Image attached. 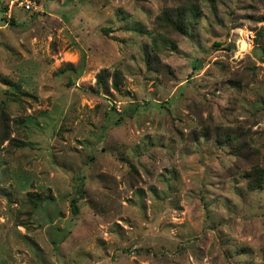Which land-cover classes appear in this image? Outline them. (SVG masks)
<instances>
[{
    "label": "rangeland",
    "instance_id": "374dc122",
    "mask_svg": "<svg viewBox=\"0 0 264 264\" xmlns=\"http://www.w3.org/2000/svg\"><path fill=\"white\" fill-rule=\"evenodd\" d=\"M186 1L0 0V264H264V0Z\"/></svg>",
    "mask_w": 264,
    "mask_h": 264
},
{
    "label": "trees",
    "instance_id": "16d2710c",
    "mask_svg": "<svg viewBox=\"0 0 264 264\" xmlns=\"http://www.w3.org/2000/svg\"><path fill=\"white\" fill-rule=\"evenodd\" d=\"M2 4L4 10H6L5 2ZM198 9V4L189 0L184 3H179L172 11L170 9L164 11L163 14H161L160 20L175 32L185 33L187 26L195 19ZM118 74L119 72L115 74V86H117L119 81ZM97 85L99 89L108 91L109 84L107 81V72L105 70L98 74ZM247 175L250 188H264V165H256Z\"/></svg>",
    "mask_w": 264,
    "mask_h": 264
},
{
    "label": "built area",
    "instance_id": "2783aa9c",
    "mask_svg": "<svg viewBox=\"0 0 264 264\" xmlns=\"http://www.w3.org/2000/svg\"><path fill=\"white\" fill-rule=\"evenodd\" d=\"M4 2L6 4L5 13L9 12L8 14L11 13L13 7L20 8L21 10L30 13L40 12L43 10L42 0H4Z\"/></svg>",
    "mask_w": 264,
    "mask_h": 264
},
{
    "label": "bare ground",
    "instance_id": "6f19581e",
    "mask_svg": "<svg viewBox=\"0 0 264 264\" xmlns=\"http://www.w3.org/2000/svg\"><path fill=\"white\" fill-rule=\"evenodd\" d=\"M246 43H247V42H246L245 40H243V41H242V44H241V47L244 48V47L246 46Z\"/></svg>",
    "mask_w": 264,
    "mask_h": 264
}]
</instances>
